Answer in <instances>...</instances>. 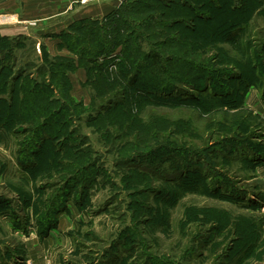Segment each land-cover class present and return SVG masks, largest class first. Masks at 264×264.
<instances>
[{
    "label": "rangeland",
    "instance_id": "1",
    "mask_svg": "<svg viewBox=\"0 0 264 264\" xmlns=\"http://www.w3.org/2000/svg\"><path fill=\"white\" fill-rule=\"evenodd\" d=\"M122 4L108 38L86 28L82 44L30 38L17 53L33 78L3 95L0 243L21 253L0 248L3 264L35 263L18 240L30 233L43 264H264L261 203L204 178L220 161L252 176L247 148L221 159L232 135L264 149V0Z\"/></svg>",
    "mask_w": 264,
    "mask_h": 264
},
{
    "label": "crops",
    "instance_id": "2",
    "mask_svg": "<svg viewBox=\"0 0 264 264\" xmlns=\"http://www.w3.org/2000/svg\"><path fill=\"white\" fill-rule=\"evenodd\" d=\"M2 1H0V35L9 38H38L45 43L47 50H52L54 53L56 49L63 45L62 33H67L74 23L88 18L101 23L104 17H107L108 14L117 10L120 2L123 0H98L84 5L76 4L74 0H31L32 2L18 0L19 7L17 6L18 3H13L15 6H11L10 4L6 5L10 9L16 10L15 12L10 11L11 15L5 14V9L8 10V8L5 6L4 0ZM4 17L6 18L4 19ZM18 51L15 50V54ZM242 181H251L250 185L264 192V159L260 166L256 167L255 170L253 169L252 176L248 180L245 179ZM33 236L35 237V234L30 233L29 236H24V239L18 237V240L25 242V253L30 260H34L36 264H43V255L41 256L38 253L34 254V246L36 244ZM51 239L52 236H50ZM3 242H6L4 246L6 248V254H8L12 261L16 260L21 254L16 251L18 247L12 244L13 241ZM42 244L44 246H39L42 247V251L45 252L44 256H46L48 255L45 246L47 245V241ZM39 246L37 252H42ZM0 248L4 250L2 242L0 243ZM3 250L0 253L1 263H5L8 259ZM21 250L23 254V249ZM53 263L51 257L46 258L45 264Z\"/></svg>",
    "mask_w": 264,
    "mask_h": 264
},
{
    "label": "trees",
    "instance_id": "3",
    "mask_svg": "<svg viewBox=\"0 0 264 264\" xmlns=\"http://www.w3.org/2000/svg\"><path fill=\"white\" fill-rule=\"evenodd\" d=\"M127 6L129 5L122 4L115 12L108 14L107 17L104 18V21H102L103 23L102 22L101 23L92 22L90 21V18L83 19L82 21H78L74 23L67 33H62L63 46L68 47V48L71 47L73 42H71L72 39H70V37L74 38L76 42H80L81 39L84 42L85 41L84 34L87 29H91V31L95 35H97L99 39L108 38L111 34H113L115 26L117 27V24H120V18L122 17V13L120 12V10L125 9L124 11L125 13L128 9ZM99 29L106 30V34L103 37L98 32ZM79 31L82 32L80 35L78 34ZM29 40L30 38L28 37L9 38V37H4L0 35V96L2 95V97L0 98V123H4L5 121L4 120V117H5L4 108H5L6 100L4 99L3 95L7 94L10 98L9 100H13L15 92H16V84L20 83L22 78H26V77L33 78L32 71L30 70L27 71V68H26L27 66L23 67L22 65L18 64L20 62V59L18 60L17 54H15V50L22 49L21 47L25 46L26 42ZM80 44H82V42H80ZM33 63L36 64L35 62ZM28 73L29 75H27ZM40 73L41 72H38V74ZM250 132L251 131H247L246 133H250ZM244 133H242L241 135L235 134V135L230 136V138H232L231 140H234V143H235L234 147L231 148V146L230 147L227 146L226 151H223L221 155V159H224L225 157L227 158L231 157L233 159L234 153L236 152L243 153L241 150H244V148H247L248 151H246V155L242 156L243 158L241 159V161H243L244 163L247 162L246 164L251 169H254L256 165H260L261 162L263 161L264 149L257 150L255 148H252L251 143L249 144V146H247L246 143L242 142V140H238L236 138L237 136L244 135ZM255 137L258 139V142H259L260 139L262 140L263 135H260V134L256 136L250 135L248 137V140L253 142L256 139ZM217 164L219 165H214V166L208 165V168L206 169V172L204 174L206 187L210 189L211 195H221L222 197L229 199L233 202H237V203H242L246 196L254 197L255 201H252V199L249 198L248 206H253L255 204L259 205L260 203H261L260 205H262L264 203V192L263 191L247 183L244 185L245 188L240 185L242 180H245V179L248 180L250 177L248 178L243 177L244 179L236 178L233 180L230 177V175L226 173L228 169L227 165H225L221 161ZM220 167L226 168V169L220 170L221 180L219 181L214 176L213 173L219 170ZM235 180H238L239 182L240 181L241 182L240 183L235 182L234 184L233 182ZM0 264H3V263L0 262Z\"/></svg>",
    "mask_w": 264,
    "mask_h": 264
},
{
    "label": "built area",
    "instance_id": "4",
    "mask_svg": "<svg viewBox=\"0 0 264 264\" xmlns=\"http://www.w3.org/2000/svg\"><path fill=\"white\" fill-rule=\"evenodd\" d=\"M93 1H96V0H74V3L84 5V4L93 2ZM260 210L264 212V203L261 205ZM25 264H35V263L32 261H27Z\"/></svg>",
    "mask_w": 264,
    "mask_h": 264
}]
</instances>
